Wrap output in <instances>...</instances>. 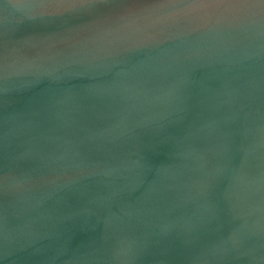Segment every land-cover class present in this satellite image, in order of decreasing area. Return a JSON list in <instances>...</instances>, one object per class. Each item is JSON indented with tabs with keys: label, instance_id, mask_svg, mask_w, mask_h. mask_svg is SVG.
<instances>
[{
	"label": "water",
	"instance_id": "obj_1",
	"mask_svg": "<svg viewBox=\"0 0 264 264\" xmlns=\"http://www.w3.org/2000/svg\"><path fill=\"white\" fill-rule=\"evenodd\" d=\"M0 264H264V0H0Z\"/></svg>",
	"mask_w": 264,
	"mask_h": 264
}]
</instances>
